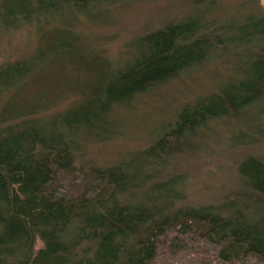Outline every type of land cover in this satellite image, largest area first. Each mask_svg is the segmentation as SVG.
<instances>
[{
	"label": "trees",
	"instance_id": "16d2710c",
	"mask_svg": "<svg viewBox=\"0 0 264 264\" xmlns=\"http://www.w3.org/2000/svg\"><path fill=\"white\" fill-rule=\"evenodd\" d=\"M62 1L74 19L59 24ZM134 1L146 0H0L1 29L33 25L38 35L25 58L0 65V264H264V6L150 0L163 5L157 26L115 57L80 16L109 18ZM62 60L84 71L80 88L52 73ZM208 71L211 90L145 149L109 166L90 157L91 145L122 137L118 112ZM30 78L44 86L33 111L19 96ZM217 129L237 152L236 183L212 203H188L178 161L209 133L222 142Z\"/></svg>",
	"mask_w": 264,
	"mask_h": 264
},
{
	"label": "rangeland",
	"instance_id": "374dc122",
	"mask_svg": "<svg viewBox=\"0 0 264 264\" xmlns=\"http://www.w3.org/2000/svg\"><path fill=\"white\" fill-rule=\"evenodd\" d=\"M260 2L264 6V0H260ZM68 6L62 1V17L59 16L61 14L59 12L57 17L53 18L55 23L62 22L64 24L69 19H74V15H71L74 6ZM162 6L158 1L146 0L137 3L134 1L121 9L116 8L109 18H105L107 12L94 11L90 16L87 15V18L81 15L80 19L88 27L87 31L92 40H96L98 37L101 40L100 44L104 45L108 54L119 57L123 48L126 50V46L134 35L157 26L158 19H161L163 13ZM80 10L86 12L83 8ZM65 12H68L69 15H64ZM75 16H77L76 13ZM49 22H51L50 16L48 18L45 16L40 20V26H42L44 34L51 38ZM106 23L110 24L105 27ZM101 24L103 25L100 26ZM36 29L37 27L33 25H22L13 30H4L0 27V65L23 59L33 51L38 43ZM66 38L71 39L68 36ZM83 41L86 42V40ZM77 52V55L81 53ZM53 65L54 63H52V67ZM68 72L73 77V79L70 78L71 83L80 88L82 80L86 77H84L82 68L75 61L62 60V65L55 66L52 70V73L62 76V83L65 77H68ZM208 73L210 72H201L199 75H182L177 81L142 97L128 113L120 115L118 112L115 120L120 121L119 132L122 137L101 145H91L90 157L101 166H109L131 153L145 149L152 141L153 135L151 134L157 132L161 126L174 123L177 113L184 104L195 100L196 96L201 93L211 90L213 82L206 75ZM27 84L22 95L19 96L22 100L27 101L28 108L33 111L38 104L36 99L41 97L40 92L44 86L40 82L37 83L35 78ZM57 85V83L50 84L49 88ZM37 87L38 89H36ZM204 88L205 90H203ZM36 90L40 92L34 94ZM34 96H36L35 99H33ZM65 104L68 103H62V106ZM17 108L20 111V107L17 106ZM48 120L49 118L44 120L42 125ZM229 135L222 129H217V137L222 142H216L212 133H209L208 138L197 142L199 147L194 152H187L180 156L178 171L186 179L185 194L188 203L200 205L212 203L218 197H223L236 183L235 153L237 154V152H226L229 147ZM42 247V242L37 240L36 248Z\"/></svg>",
	"mask_w": 264,
	"mask_h": 264
}]
</instances>
